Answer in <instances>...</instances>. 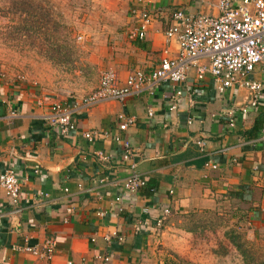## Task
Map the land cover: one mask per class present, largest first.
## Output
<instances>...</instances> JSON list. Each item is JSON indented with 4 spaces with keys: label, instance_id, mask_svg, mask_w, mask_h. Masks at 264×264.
Returning <instances> with one entry per match:
<instances>
[{
    "label": "crops",
    "instance_id": "0c3cea01",
    "mask_svg": "<svg viewBox=\"0 0 264 264\" xmlns=\"http://www.w3.org/2000/svg\"><path fill=\"white\" fill-rule=\"evenodd\" d=\"M121 1L122 21L103 27L108 36L95 43L87 60L99 73L113 70L120 86L134 70L157 68L165 49L167 57H175V41L165 39L173 12L219 14L217 0ZM134 8L152 17L143 40L129 35L137 25ZM250 79L261 84L253 107L247 90L228 89L219 95L210 75L197 81L192 69L180 86L162 83L123 102L78 110L67 135L45 121L50 107L56 102L80 103L99 86V78L87 93L59 101L29 81H0V173L11 169L20 181L21 209L14 213L0 189V264H104L105 257L109 264H171L163 247L183 259L182 264H230L231 255L243 264L234 248L218 257L214 247L201 254L193 248L185 251L180 243L179 236L192 240L196 235L190 230L202 219L192 216L212 215L230 204L244 215L246 239L262 246L256 255L264 264V74L256 70ZM175 89L182 94L175 98L176 110L170 111ZM120 114L135 118L124 132L118 129ZM86 131L109 135L88 142L82 136ZM114 136L128 140L136 151L132 161L146 185L135 195L121 188L131 163L121 161L122 147ZM199 141L204 148L198 147ZM96 152L105 154L108 162H100ZM164 208L170 215L158 228ZM176 217H187L185 232L171 235ZM113 233L123 241L106 242ZM46 239L56 241L51 260L12 249L25 241L37 247Z\"/></svg>",
    "mask_w": 264,
    "mask_h": 264
},
{
    "label": "built area",
    "instance_id": "2783aa9c",
    "mask_svg": "<svg viewBox=\"0 0 264 264\" xmlns=\"http://www.w3.org/2000/svg\"><path fill=\"white\" fill-rule=\"evenodd\" d=\"M216 17L185 11H175L171 15V25L165 31L166 43L175 41L177 52L175 57H167V49L163 52L159 66L152 71L134 70L120 86L119 79L113 70L100 72L99 86L83 97L80 103L68 105L56 102L50 107L45 121L60 135H67L74 129L72 116L80 109L97 106L103 102H123L127 98L138 95L143 91L151 92L162 83H170L174 87L180 86L187 80L190 70H195L197 81H202L210 75L215 84L217 94L221 95L228 89H245L248 91V104L256 106L261 91V84L250 79L256 70L264 74V0H217ZM131 14L137 19V25L129 31L131 38L143 40L152 20L151 15L144 10L134 8ZM182 91L175 89L170 97V111L176 110L175 98ZM246 108L241 112L246 113ZM15 113L10 114L15 117ZM153 113L148 112L151 117ZM232 116H234L232 114ZM119 131H127L134 125L135 118L120 114L117 117ZM233 126L232 121L229 123ZM108 136L106 132L86 131L82 136L92 142L94 137ZM264 136V134H263ZM114 141L121 144V161L130 162L131 174L123 180L121 188L129 195H135L146 185L144 179L135 171L132 158L135 149L126 139L114 136ZM198 147L204 148V141H199ZM100 162H108L109 158L102 152L95 153ZM216 169L215 165H209ZM0 189L14 208V213L20 209V181L11 169L0 173ZM67 191V190H65ZM119 201L120 199H116ZM147 212V210H146ZM98 213L97 216H101ZM156 226H162L163 221L170 215L168 208L161 210ZM139 231V225L135 229ZM111 238L122 242L123 238L116 233L105 237L106 242ZM93 242L94 239H91ZM56 248L54 239H46L40 246H29L27 241L20 245H13L17 252L31 254L45 260H51ZM109 264V258L103 259Z\"/></svg>",
    "mask_w": 264,
    "mask_h": 264
},
{
    "label": "rangeland",
    "instance_id": "374dc122",
    "mask_svg": "<svg viewBox=\"0 0 264 264\" xmlns=\"http://www.w3.org/2000/svg\"><path fill=\"white\" fill-rule=\"evenodd\" d=\"M124 11L121 0H0V81H29L32 87L49 90L56 100L87 93L100 76L87 64L90 53L95 43L108 36L103 27L121 22ZM240 211L230 204L212 215L192 216L202 220L196 221L192 240L179 236L182 248L204 254L214 247L218 257L234 248L243 264H261L256 253L262 246L246 239L249 227ZM186 219L176 217L170 234L185 232ZM163 249L171 264H182L170 248ZM230 259V264H240L237 256ZM183 264L195 263L185 260Z\"/></svg>",
    "mask_w": 264,
    "mask_h": 264
},
{
    "label": "trees",
    "instance_id": "16d2710c",
    "mask_svg": "<svg viewBox=\"0 0 264 264\" xmlns=\"http://www.w3.org/2000/svg\"><path fill=\"white\" fill-rule=\"evenodd\" d=\"M150 193V192H149ZM191 219H193V218H191ZM191 232H194V230H193V228L190 230ZM232 240V239H231ZM232 242L234 243V245L237 247V249L240 251V252H244L243 250H242V248H241V246L240 245H238L236 242H234L233 240H232ZM243 254V253H242ZM261 264H263V263H261Z\"/></svg>",
    "mask_w": 264,
    "mask_h": 264
}]
</instances>
